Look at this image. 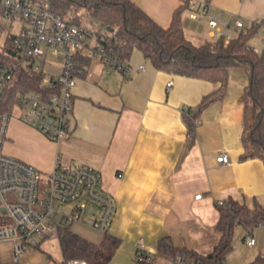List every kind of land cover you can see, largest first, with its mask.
Listing matches in <instances>:
<instances>
[{
  "label": "crops",
  "instance_id": "crops-1",
  "mask_svg": "<svg viewBox=\"0 0 264 264\" xmlns=\"http://www.w3.org/2000/svg\"><path fill=\"white\" fill-rule=\"evenodd\" d=\"M131 1L164 28L182 4L181 0ZM204 1L219 18L220 30L211 29L206 20L191 18L187 11L183 22L190 41L213 43L225 28L234 38L242 29L236 26L240 19L243 28L260 25L261 41L256 49L264 48V0ZM99 34H106L105 30ZM79 61L85 73L78 77L74 89L68 136L54 142L21 118H12L3 152L44 175L59 163L89 165L101 173L103 190L114 197L116 205L108 233L122 240L109 264H139L135 259L138 244L145 246L157 264H172L159 256L158 242L163 236H169L177 247L208 255L221 239L216 229L219 201L264 207V163L259 158L240 159L245 151L242 97L250 83L244 67L228 69L227 93L200 115L193 140L185 108L196 109L203 97L218 90V83L160 71L139 50L128 60L129 75L100 57L90 58L87 48L80 52ZM45 64L43 70L50 76L61 74L64 65L54 71ZM170 81L173 86L168 90ZM222 152L228 154L230 164L217 163ZM197 195L202 196L195 199ZM75 223L93 229L84 222ZM95 231L96 236L75 233L100 245L105 233ZM248 236L255 239L254 246L247 244ZM13 249L12 242L0 243V264H35L36 259L40 264L64 262L56 235L38 247L26 246L18 261ZM39 251L45 253V260ZM259 257L264 258V225L251 230L236 226L234 250L227 263L250 264Z\"/></svg>",
  "mask_w": 264,
  "mask_h": 264
},
{
  "label": "trees",
  "instance_id": "trees-1",
  "mask_svg": "<svg viewBox=\"0 0 264 264\" xmlns=\"http://www.w3.org/2000/svg\"><path fill=\"white\" fill-rule=\"evenodd\" d=\"M48 1L55 14L73 24L94 30L100 23L106 33L102 44L110 59L129 60L133 51L139 50L160 71L218 83V90L203 97L192 115L185 112L188 134L193 140L197 130L195 121L211 103L222 100L227 93L228 69L244 67L249 72L250 83L242 97L245 151L240 159L259 158L264 163V48L256 53L251 44L259 32V24L242 28L228 42L226 36L221 35L213 43L196 45L188 39L183 22L189 0L175 10L167 28L160 26L131 0ZM5 14V8L0 5V35L7 32L5 39L0 41V65L14 69L15 77L3 92L0 115L13 113L27 93L43 92L47 96L52 93L43 84L47 74L36 70L33 64L22 62L23 55L15 44L17 34H12L2 22ZM218 208L220 220L216 229L221 233V239L210 254L177 247L169 236H163L158 242L159 256L172 262L181 257L190 264H228L227 257L234 250L236 226L251 230L264 225V207L255 204L250 208L246 204L227 201ZM58 239L64 262L79 260L86 264H109L122 243L121 239L106 232L102 243L97 245L73 232L71 226L60 227ZM140 264H157L156 258ZM250 264H264V258L259 257Z\"/></svg>",
  "mask_w": 264,
  "mask_h": 264
},
{
  "label": "built area",
  "instance_id": "built-area-1",
  "mask_svg": "<svg viewBox=\"0 0 264 264\" xmlns=\"http://www.w3.org/2000/svg\"><path fill=\"white\" fill-rule=\"evenodd\" d=\"M0 5L6 10L2 17L3 23H12L17 18L23 22L22 30L15 40L23 55V63L33 64L38 71L43 70L44 65L40 61L45 56L43 45L52 48L54 55L64 58L61 74L46 76L43 81L52 93L48 96L43 92L27 93L22 98L21 106L14 109L21 110V120L25 124L51 141L58 142L69 134L74 89L78 77L85 73L79 61L80 52L87 48L90 58L100 57L126 75L130 74V64L128 60L110 59L102 44L104 35L55 14L48 0H0ZM188 12L191 18L206 20L211 29L219 32V18L210 13L207 1H191ZM236 26L243 28L244 24L238 19ZM223 35L227 42L232 39L226 28ZM254 51L259 53L256 48ZM14 77V69L0 65V102L4 90ZM172 86L173 82L170 81L168 90ZM194 111V108H185V112L190 115ZM13 113L3 112L0 115V243L12 242L14 260L18 261L26 246L38 247L49 237H58L60 227L71 226L75 222H84L101 233L108 232L116 205L114 197L103 190L102 175L96 168L80 163H59L53 172L44 175L33 165L3 152ZM195 122L198 127L200 120ZM216 161L219 164L231 163L224 152L219 154ZM44 177L47 179L42 183ZM201 196L197 195L195 199ZM218 205H224V202L219 201ZM92 209L94 213L85 218ZM246 242L254 246L255 239L248 236ZM135 259L140 264L152 262L155 257L143 244H138ZM63 264L86 263L74 260ZM172 264L190 263L177 257Z\"/></svg>",
  "mask_w": 264,
  "mask_h": 264
},
{
  "label": "rangeland",
  "instance_id": "rangeland-1",
  "mask_svg": "<svg viewBox=\"0 0 264 264\" xmlns=\"http://www.w3.org/2000/svg\"><path fill=\"white\" fill-rule=\"evenodd\" d=\"M6 24V23H5ZM7 27L10 29V32L12 34H19L22 30L23 27V22L21 20H19L18 18L13 20V22H8L7 23ZM95 29L97 32L101 33L103 32L104 28L103 26L98 23L95 26ZM7 35V32H3L0 35V41L2 42L5 37ZM261 41V36L260 33H258L255 38L252 40L251 44L257 48V45L259 44V42ZM43 49L45 51V56L42 57V59L40 60L41 62H46L45 65L48 66L49 69H53L54 71L56 69L61 68V66L64 63V58L61 55H53L54 51L52 48L47 47L46 45H43ZM47 76L50 77V75L48 74ZM22 117V112L20 109H16L15 112L13 113V117L12 118H21ZM47 178L44 177L42 183L46 180ZM72 231L77 232L78 234L80 233H88L91 235H98L96 234L97 232L93 229L88 228L87 226L81 224V223H74L71 227ZM100 234V233H99ZM7 248H10V246H7ZM39 257L43 260H45L44 258H47L44 252H40L39 251ZM39 263V261L36 259L35 260V264ZM40 264V263H39Z\"/></svg>",
  "mask_w": 264,
  "mask_h": 264
},
{
  "label": "water",
  "instance_id": "water-1",
  "mask_svg": "<svg viewBox=\"0 0 264 264\" xmlns=\"http://www.w3.org/2000/svg\"><path fill=\"white\" fill-rule=\"evenodd\" d=\"M2 212H3V213H6L5 209H2Z\"/></svg>",
  "mask_w": 264,
  "mask_h": 264
}]
</instances>
